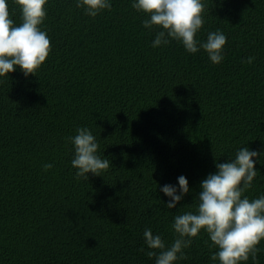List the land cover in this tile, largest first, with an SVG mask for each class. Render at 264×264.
<instances>
[{
	"label": "trees",
	"instance_id": "1",
	"mask_svg": "<svg viewBox=\"0 0 264 264\" xmlns=\"http://www.w3.org/2000/svg\"><path fill=\"white\" fill-rule=\"evenodd\" d=\"M7 3L19 26L21 7ZM76 3L45 5L38 27L51 51L36 75L17 67L0 77V264H155L144 230L171 245L175 216L196 212L217 161L242 147L264 153V0H202L196 39L225 34L219 64L174 39L154 48L159 29L144 27L134 0H110L95 18ZM78 128L111 162L100 176L75 177L69 138ZM253 159L249 199L264 195V154ZM181 175L190 191L169 209L160 189H179ZM211 243L201 230L174 264H220ZM257 247L243 264H264V240Z\"/></svg>",
	"mask_w": 264,
	"mask_h": 264
},
{
	"label": "clouds",
	"instance_id": "2",
	"mask_svg": "<svg viewBox=\"0 0 264 264\" xmlns=\"http://www.w3.org/2000/svg\"><path fill=\"white\" fill-rule=\"evenodd\" d=\"M22 10V23L14 26L9 18L7 0H0V77L7 78L17 67L25 77L36 75L37 70L46 61L51 51V42L47 33L39 25L46 18L48 0H15ZM76 6L83 8L85 14L95 18L103 10H111L110 0H77ZM132 7L147 15L143 21L145 28L159 29L152 46L168 45L171 40L182 43L189 53H197L201 48L206 51L214 64L224 59V46L227 37L221 31L209 32L206 42L196 39L198 31L205 21V4L202 0H134ZM199 45V46H198ZM255 57H248L245 63L251 64ZM0 80V83H3ZM77 135L70 137L74 145V158L71 165L76 169L75 177L88 179V174L100 176L106 172L111 162L97 154L99 144L96 137L87 128H78ZM264 153L240 148L228 162L216 163L214 173H210L200 183L197 196L199 203L196 212L176 215L171 225L176 238L166 245L160 235H154L151 228L143 233L144 243L149 249L145 254L155 258V264H174L187 259L185 249L190 248L193 239L201 230L207 232L211 245L217 248L212 253V261L220 264H243L249 258L257 260L264 240V195L249 199L243 195L253 186L257 176L256 161ZM53 167L47 163L44 171ZM179 189L167 184L161 191L170 197L166 207L173 209L190 191L188 179L178 177ZM179 192V194H178ZM140 251H144L141 248Z\"/></svg>",
	"mask_w": 264,
	"mask_h": 264
}]
</instances>
